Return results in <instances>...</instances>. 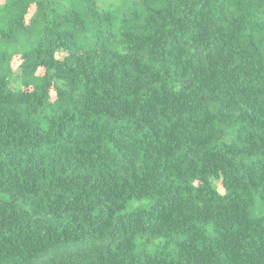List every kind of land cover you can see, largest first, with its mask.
Returning <instances> with one entry per match:
<instances>
[{
    "label": "trees",
    "instance_id": "1",
    "mask_svg": "<svg viewBox=\"0 0 264 264\" xmlns=\"http://www.w3.org/2000/svg\"><path fill=\"white\" fill-rule=\"evenodd\" d=\"M114 6L0 4V264H264V0Z\"/></svg>",
    "mask_w": 264,
    "mask_h": 264
},
{
    "label": "rangeland",
    "instance_id": "2",
    "mask_svg": "<svg viewBox=\"0 0 264 264\" xmlns=\"http://www.w3.org/2000/svg\"><path fill=\"white\" fill-rule=\"evenodd\" d=\"M119 1H120V0H97L98 5H99L100 7H102V8H110V7H111V9H113V8L115 7L114 5H117V4L119 3ZM0 4H3V0H0ZM34 9H35L34 6H32V7L30 8L29 13H28V15L26 16V20H28V19L31 17V15H32L33 12H34ZM57 57H58V58H61L62 55H58ZM19 64H20V59H19V57H15V58L12 60V62H11V66H12V69H13L14 72L17 71V68H18ZM42 73H43V70L40 69V70L38 71V74L41 75ZM51 97H52V100H54V93H53V92H51ZM218 190H219V192H222V188H221L220 184H218ZM136 205H137V204H136ZM136 205H134V206H136Z\"/></svg>",
    "mask_w": 264,
    "mask_h": 264
}]
</instances>
